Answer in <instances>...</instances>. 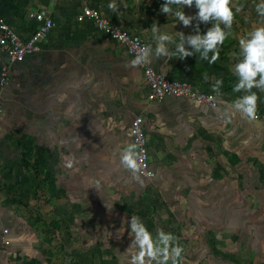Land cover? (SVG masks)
<instances>
[{"label": "rangeland", "instance_id": "374dc122", "mask_svg": "<svg viewBox=\"0 0 264 264\" xmlns=\"http://www.w3.org/2000/svg\"><path fill=\"white\" fill-rule=\"evenodd\" d=\"M165 2L166 0L162 4ZM261 3L264 0H230L229 7L233 13L231 28H227L219 20L210 19L205 22L198 17L192 24L199 25L203 32H207V27L215 24L224 28L225 33L233 32L234 29L235 61L242 60L241 40L249 39V33L253 30L264 28V16L257 12V5ZM171 6L177 8L175 4ZM181 10L194 11L191 16L199 11L195 0L192 7L185 6ZM81 15L82 13H76L68 18L78 24L84 21L92 23L80 19ZM56 27L57 24L54 23L48 41L54 35ZM66 39L76 42L91 41V36L76 31ZM79 48L83 49L82 46ZM125 54L131 63L133 60L126 49L122 56ZM231 65L229 61L228 66ZM127 66L130 73L127 79L139 73L137 66ZM227 76L225 75L224 82L226 86L219 90L226 91L223 94L233 98L231 91L236 85H232V82H237L240 78L236 72L233 77L229 74ZM143 88L144 94L140 97L108 98L105 95L103 100L97 98L100 108L96 119L99 125L93 139L96 142L92 144H88L91 136L87 129L75 128L77 125L72 124L70 118L65 122V116L54 113V101L45 106L47 126L34 125L36 133L30 132L23 123V97L15 99L16 102L9 111L17 110L13 112H18V119L7 128L8 153L5 155L6 160L0 162V264H133V256L140 249L133 243L136 233L131 228L132 217L129 219L121 215L115 204L131 205L132 212L135 213L133 217L138 218L153 242L158 239V230L171 234L175 239L170 242L169 253L177 244L182 248L176 258L177 264H235L237 252L247 256V251L253 247L264 250V177L258 178L259 181L253 180L254 183L250 181L248 184L251 189L248 190L249 185L245 180L238 178L235 164L229 167L232 172L225 167L223 172H217L216 162H211L209 165H215V170L209 168L208 190L198 186L200 189L188 192L186 200L177 195L166 175L161 172L159 175L155 174L156 178L152 180H143L128 170L117 172L116 168L110 172L102 154L104 139L112 136L109 133L110 124L115 126V132L118 133L120 126L130 116L141 114L145 119L144 130L149 149L151 133L157 128L149 114L152 108L159 110L162 103L150 100L144 81ZM209 91L217 93L215 90ZM168 98L192 107L199 106L207 117L219 114L217 110L221 102L215 107H209L172 96ZM116 100L119 104L114 106ZM230 108L231 106L224 113L230 114ZM37 122H40L39 117ZM61 123L63 127H60ZM127 134L130 138L128 128ZM37 137L41 138V145L36 143ZM76 141L79 142L78 145H75ZM29 143L32 144L31 148ZM91 147L95 148L94 155ZM174 150L176 151L175 146L171 143L165 154L172 166L184 161V154H180L179 149L178 152H173ZM61 151L63 154L59 157ZM23 152L36 153L41 169L48 168L53 175L49 186L53 213L49 214L48 209L41 206L37 208L45 221L60 220L59 231H49L46 224L39 223L36 216L31 214L33 211L36 213V201L29 191L31 173L26 172L21 163ZM210 172L217 173L212 175ZM119 176L130 177V184L123 185ZM188 201L193 207L187 205ZM151 205H157L156 213L152 211ZM4 231H8L7 235L10 234L8 246L1 245ZM239 232L243 234L240 238L237 235ZM158 260H163V257L150 259L147 255L144 256L145 264H158ZM242 262L247 263L246 259ZM165 264H173L171 255Z\"/></svg>", "mask_w": 264, "mask_h": 264}, {"label": "crops", "instance_id": "0c3cea01", "mask_svg": "<svg viewBox=\"0 0 264 264\" xmlns=\"http://www.w3.org/2000/svg\"><path fill=\"white\" fill-rule=\"evenodd\" d=\"M163 1L114 0L117 5V10L114 11L108 7L113 0H0L4 21L21 40H26L35 28V23L28 19V15L32 12L52 7L51 18L57 24L51 40L46 39L47 41L42 43L41 52L25 58L23 62L9 65L6 55L0 54V71L3 67L9 66V84L7 86L0 85V162L6 160L5 155L6 152L8 153L7 128L18 119V112H13L17 110H9L11 105L16 102L15 99H20L21 96L25 103L23 123L30 132L36 133V130H33L34 125L47 126V108L45 106L54 101L56 103L54 113L65 116L63 121L66 122L70 118L72 124L77 125L75 128L82 127L88 130V134L91 136L88 144L96 142L93 139L96 137V127L99 125L96 118H98L97 112L100 108L97 98L103 100L105 95L109 96L108 98L112 96H143L142 71L136 67L139 73H135L127 79L130 75L127 64L131 63L126 54L122 56L125 48L122 45L123 48L113 44L111 39L102 34L92 23L84 21L82 24H78L70 19L76 13H82V8L86 6L97 10L101 16L128 34L143 40L150 49L147 56L148 63L159 74L171 81L187 83L195 89L211 93L210 89L217 92H213L218 102H221L217 116L207 117L199 106L192 107L189 104L170 100L168 97L161 101L159 110L155 111V108H152L149 117L157 128L151 133L149 149L148 147L147 149L149 165L154 173L156 171V175L161 173L166 175L169 185L174 188L178 196L186 200L189 197L188 192L199 188L198 186L208 190L209 168L215 170V165H209L211 162H216L217 172H223L224 167L231 171L229 167H233L235 164V172L239 174L238 178L245 180L247 185L250 181L254 180L255 182L256 179L259 181L258 178L264 177V90L253 87L250 91L244 89L234 91L232 88L233 98L225 96L223 93L226 91L219 90L226 86L224 84L226 82L225 75L235 76V65L240 61V59L235 61L234 29L233 32H226L223 43L217 44L219 58L210 63L213 52L209 50L208 59H204L201 56V53L205 51L204 47H200L197 52L195 46L188 40V37L197 35V32L194 31L197 25L192 24L185 27L175 17L174 12L171 14L162 13L160 8ZM170 7L174 11L176 10L174 6L170 5ZM184 12L186 15L191 13L194 15V11L191 10H184ZM154 27L158 31L153 32ZM207 28L209 30L212 26ZM221 29L224 31V28ZM76 31L90 35L91 41L76 42L66 39ZM180 32L184 33L183 41L180 40ZM205 33L199 28L201 38ZM165 35L169 38L161 40L160 37ZM180 43L183 44L186 51L192 52L193 55L183 59L180 58L179 53L157 56L159 46L163 45L167 52L175 53L178 52L177 44ZM80 46L83 49H80ZM229 61L232 64L231 67L228 66ZM256 79L258 80L259 76ZM238 83L239 80L233 81L232 85ZM252 93L257 96L255 102L257 120L248 118L242 110H237L235 107V103L240 98L250 96ZM107 99L104 100L105 103ZM118 104V100L114 101V106ZM229 106H231V113H224L229 109ZM137 115L142 116L139 113L133 117L130 116L120 126L118 133L115 132L113 124L109 125V133L112 136L104 139L102 154H104V160H106L110 172L117 168V172H127L126 170H128L139 177L136 170L127 168L121 162L124 150L133 144L131 137H128L127 128L129 131L130 123ZM37 117L40 122H37ZM145 125L144 119V127ZM60 127H63L62 123ZM36 143L41 145V138L37 137ZM171 143L176 149L173 152H178L179 149L180 154H184V161L174 166L165 155L168 145ZM76 144L78 145L79 142L76 141ZM28 145L31 148L32 144ZM91 151L92 154L95 153V148L93 147ZM62 154L63 151L59 152V157ZM229 161L232 163L229 164ZM38 162L40 159L36 153H21V163L25 167V171L31 173L29 191L36 201L34 203L36 213L33 211L31 214L36 216L39 223L46 224L49 231H53V227H51L53 222L58 225V229L55 231H59L60 220L45 221L37 208L41 206L48 209L49 214L53 213V206L49 199V186L53 175L48 168L41 169ZM36 164L40 170L39 178L42 179L46 176L47 181L48 200L44 205L34 195L36 182L33 176L36 174L34 168ZM217 172L213 174L210 172V174L214 175ZM130 176L132 178V173ZM119 177L123 185L130 184V177ZM250 186L248 190L251 189ZM187 205L190 208L193 207L189 201ZM115 207L125 218L130 219L135 215L131 205L115 204ZM121 207L130 210V215L124 213ZM151 207L152 211L156 213L157 205H151ZM7 233L2 237L9 241L10 234L7 235ZM237 235L240 238L243 234L239 232ZM1 245L4 244L1 243ZM236 254L238 258L235 264H264V250H256L253 247L247 251V256L239 255L238 252ZM245 259L247 263L242 262Z\"/></svg>", "mask_w": 264, "mask_h": 264}, {"label": "clouds", "instance_id": "9594fccd", "mask_svg": "<svg viewBox=\"0 0 264 264\" xmlns=\"http://www.w3.org/2000/svg\"><path fill=\"white\" fill-rule=\"evenodd\" d=\"M194 0H166L161 5L160 11L164 14H171L174 12L185 27L192 25V21L199 18L200 21L219 20L225 24L227 28H231L233 19V13L229 7L230 0H195V6L199 9L195 16L186 15L184 10L185 6L192 7ZM175 4L177 6L174 11L170 5ZM108 7L112 10H117V5L114 0ZM237 11H240L237 8ZM257 12L264 16V3L257 5ZM158 31L156 27L153 28V32ZM197 35L195 37H188L189 42L195 46V50L198 52L200 47H204L205 51L201 53L204 59H208V51L213 52V56L210 63L215 62L219 58V52L216 49L218 43H223L226 33L220 28L219 24H215L210 28L203 38L199 35V25L196 26ZM250 38L247 40H241L242 56L235 65V72L239 76V83L235 86L234 91H240L242 89L250 91L253 87H258L264 90V28H257L249 33ZM167 35L160 37L161 40L168 39ZM184 33L180 32V40L183 41ZM178 52L169 53L165 50L163 45L157 48V56H169L178 54L181 59L187 56L193 55L192 52L186 51L183 48V44H177ZM148 47L140 49V53L136 58L131 61L132 66L141 65L146 62L148 56ZM257 76L259 79L257 80ZM219 85L220 82L218 81ZM257 96L252 93L250 96H244L240 98L235 107L237 110H242L243 113L250 119L255 118V102ZM136 144L129 145L123 152L122 163L129 169L137 170V153L135 149ZM131 228L136 233V237L133 241L140 251L133 256V264H145L144 256L147 255L150 259H157L158 256H162L163 260H158V264H165V262L172 258L173 264H177V257H179L182 248L177 244L172 248L171 254L169 253V245L175 238L171 234H166L162 230H158V239L153 242L150 234L146 228L139 222L137 217L131 218ZM160 245H163L161 248ZM131 247V246H130Z\"/></svg>", "mask_w": 264, "mask_h": 264}, {"label": "built area", "instance_id": "2783aa9c", "mask_svg": "<svg viewBox=\"0 0 264 264\" xmlns=\"http://www.w3.org/2000/svg\"><path fill=\"white\" fill-rule=\"evenodd\" d=\"M51 15L52 7H45L37 12L30 13L28 19L35 23V28L26 40H21L11 27L5 23L0 11V54L6 55L9 65L21 63L25 58L41 52L42 43L49 37L54 28ZM80 19L91 21L107 38L122 45L132 60L140 53V49L147 47L143 40L129 35L93 8L84 6ZM137 67L142 71L151 101L161 102L164 98L172 96L209 107H215L218 103L213 93L195 89L184 82L171 81L164 75L159 74L149 65L148 59L145 63L137 65ZM8 84L9 66L3 67L0 71V85L7 86ZM257 119L258 115H255L254 120ZM129 134L133 144L137 145L135 149L138 156L136 173L143 180H152L155 173L149 165L147 139L142 116H136L132 119ZM4 233L6 234L7 231H4ZM1 243L8 245L9 241L2 237Z\"/></svg>", "mask_w": 264, "mask_h": 264}, {"label": "trees", "instance_id": "16d2710c", "mask_svg": "<svg viewBox=\"0 0 264 264\" xmlns=\"http://www.w3.org/2000/svg\"><path fill=\"white\" fill-rule=\"evenodd\" d=\"M24 160V158H23ZM36 174H34L33 179L36 182L35 186H34V195L36 197V199L42 203V205H44L45 202H47L48 200V194L46 192V176L43 177L42 179L39 178V169H38V165H34ZM121 210L124 211V213H126L127 215H130L129 213L130 210L125 209L124 207H121ZM51 227H53V229H58V225L55 224L54 222L51 223Z\"/></svg>", "mask_w": 264, "mask_h": 264}, {"label": "bare ground", "instance_id": "6f19581e", "mask_svg": "<svg viewBox=\"0 0 264 264\" xmlns=\"http://www.w3.org/2000/svg\"><path fill=\"white\" fill-rule=\"evenodd\" d=\"M0 11H1V9H0ZM2 13V12H1ZM2 17H3V15H2ZM4 20V19H3ZM6 23V22H5Z\"/></svg>", "mask_w": 264, "mask_h": 264}]
</instances>
